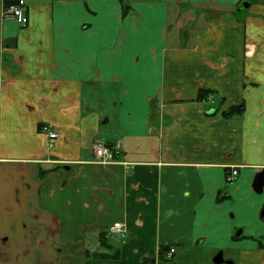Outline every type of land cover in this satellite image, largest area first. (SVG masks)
Listing matches in <instances>:
<instances>
[{"label": "crops", "instance_id": "1", "mask_svg": "<svg viewBox=\"0 0 264 264\" xmlns=\"http://www.w3.org/2000/svg\"><path fill=\"white\" fill-rule=\"evenodd\" d=\"M13 1L0 264H190L220 247L264 264V0H25L26 25L4 17ZM99 140L116 162L97 163Z\"/></svg>", "mask_w": 264, "mask_h": 264}, {"label": "built area", "instance_id": "2", "mask_svg": "<svg viewBox=\"0 0 264 264\" xmlns=\"http://www.w3.org/2000/svg\"><path fill=\"white\" fill-rule=\"evenodd\" d=\"M26 6L27 3L25 0L10 2L4 7L3 15L6 19H14L18 24L26 25V23L28 22V18L26 16ZM43 130L48 133L50 139H55L57 137V133H54L53 130H51L50 126H45ZM119 148V145L111 146L108 145L104 140L96 141L93 150L97 159V163L104 165L114 163L116 161V151ZM237 174L238 170L235 168L228 176V181L231 182ZM111 232L114 234H118L120 237H125L126 228L121 222H116L111 228ZM173 253L174 249L171 248L166 252L165 257L171 258ZM150 264L157 263L154 262Z\"/></svg>", "mask_w": 264, "mask_h": 264}, {"label": "flooded vegetation", "instance_id": "3", "mask_svg": "<svg viewBox=\"0 0 264 264\" xmlns=\"http://www.w3.org/2000/svg\"><path fill=\"white\" fill-rule=\"evenodd\" d=\"M264 191V190H263ZM262 194V193H261ZM260 217H264V206L262 207V209H261V211H260ZM238 228V227H237ZM244 229H245V227L244 226H242L239 230H235L237 233L236 234H234V237H239V236H242L243 235V231H244ZM258 229V228H257ZM256 229V230H257ZM239 231H242L241 233H239ZM214 254L211 256V257H209V259L208 260H210V263H214V264H231V262H232V264H236L234 261H232V260H230L229 258H227V256H226V254H227V251L224 249V248H222V247H220V248H218V249H216L214 252H213ZM197 261H198V259H197ZM191 262H192V264H199V263H196V257L194 258V257H192L191 258ZM201 264V263H200ZM238 264V263H237Z\"/></svg>", "mask_w": 264, "mask_h": 264}, {"label": "rangeland", "instance_id": "4", "mask_svg": "<svg viewBox=\"0 0 264 264\" xmlns=\"http://www.w3.org/2000/svg\"><path fill=\"white\" fill-rule=\"evenodd\" d=\"M52 128V127H51ZM51 130H53V129H51ZM54 133H56L55 131H53ZM258 195H260V197L259 198H261V197H263L264 195L262 194H258ZM259 214L260 213H258V216H259ZM246 222V221H245ZM245 225V223H243V225H236V227L238 226V228H237V230H239L242 226H244ZM249 228H251V227H246L245 229H244V231L243 232H245V231H247ZM253 228V227H252ZM236 230V231H237ZM257 230H261V229H257ZM234 232V234H236L237 232ZM251 233V232H250ZM110 235H112V234H110ZM113 237L114 236H118V238H116L115 239V242L116 243H121V237L119 236V235H117V234H115V235H112ZM110 241H112V242H114V240H112L111 238H110ZM232 247H235V246H233L232 245ZM169 249L168 248H165V253L168 251ZM197 254H201V253H197ZM214 253H212V255H213ZM211 255V256H212ZM226 256H227V258H229L230 260H232V261H234L236 264L238 263V264H241V262L239 261V255L237 254V251L236 250H228L227 251V254H226ZM208 255H205V259H203V260H199L198 259V261H196V262H198L199 264L201 263V264H214V263H210V260H208ZM160 260L159 259H156L154 262L156 263V262H159ZM162 262H160V264H161ZM167 264V263H166ZM186 264H189V263H186ZM190 264H192V262H190Z\"/></svg>", "mask_w": 264, "mask_h": 264}, {"label": "water", "instance_id": "5", "mask_svg": "<svg viewBox=\"0 0 264 264\" xmlns=\"http://www.w3.org/2000/svg\"><path fill=\"white\" fill-rule=\"evenodd\" d=\"M246 6V5H245ZM252 188L257 194H261L264 190V169H262L254 178ZM242 231H239L241 233ZM232 264V262H231Z\"/></svg>", "mask_w": 264, "mask_h": 264}, {"label": "trees", "instance_id": "6", "mask_svg": "<svg viewBox=\"0 0 264 264\" xmlns=\"http://www.w3.org/2000/svg\"><path fill=\"white\" fill-rule=\"evenodd\" d=\"M244 111V107L240 106V107H234L232 109H230V111L228 113H226L228 116L230 115H236V114H241Z\"/></svg>", "mask_w": 264, "mask_h": 264}]
</instances>
